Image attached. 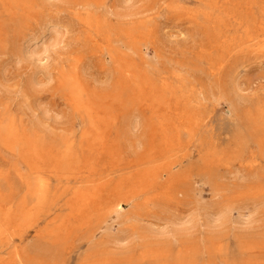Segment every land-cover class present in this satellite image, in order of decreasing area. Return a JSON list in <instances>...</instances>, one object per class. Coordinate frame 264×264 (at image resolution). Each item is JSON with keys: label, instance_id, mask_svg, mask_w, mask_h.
Returning <instances> with one entry per match:
<instances>
[{"label": "rangeland", "instance_id": "1", "mask_svg": "<svg viewBox=\"0 0 264 264\" xmlns=\"http://www.w3.org/2000/svg\"><path fill=\"white\" fill-rule=\"evenodd\" d=\"M135 5L0 0V264H264V0ZM47 23L62 28L60 46L34 68L19 62L23 37L40 38ZM37 67L50 72L47 86L32 81ZM223 209L224 224L204 227L203 212ZM196 213L199 229L154 233ZM132 231L122 245L111 241Z\"/></svg>", "mask_w": 264, "mask_h": 264}, {"label": "bare ground", "instance_id": "2", "mask_svg": "<svg viewBox=\"0 0 264 264\" xmlns=\"http://www.w3.org/2000/svg\"><path fill=\"white\" fill-rule=\"evenodd\" d=\"M61 1V0H60ZM140 1V0H139ZM146 2H147V0H145ZM48 2V1H47ZM66 2V1H65ZM91 2V1H90ZM104 2V1H103ZM53 3V2H52ZM92 3H94V2H92ZM141 3V2H140ZM25 4V3H24ZM109 4V3H108ZM136 4V0H120V5H121V7L123 8V9H126V10H130V9H133V7H134V5ZM142 4V3H141ZM140 4V5H141ZM146 4V3H145ZM30 5V4H29ZM102 5V4H101ZM110 5V4H109ZM113 5V4H112ZM256 5V4H255ZM27 6V5H26ZM103 6V5H102ZM137 5H135V7H136ZM143 6H144V4H143ZM143 6H141V7H143ZM249 6H251V5H249ZM254 6V5H253ZM107 7V6H106ZM112 7H114V6H112ZM138 7V6H137ZM118 8H120V7H118ZM245 8V7H244ZM107 9H109V8H107ZM106 9V10H107ZM137 9H139V7L137 8ZM145 9V8H144ZM143 9V10H144ZM253 9L255 10V8L253 7ZM109 10H113V9H109ZM109 10H107V11H109ZM120 10V9H119ZM135 10V9H134ZM134 10L132 11V12H134ZM147 10V9H146ZM114 11V13H115V10H113ZM130 11V12H131ZM145 11V10H144ZM106 12V11H105ZM110 12V11H109ZM109 12H108V14H109ZM120 12V11H119ZM129 12V11H128ZM140 12V11H139ZM148 12V11H147ZM118 12H116V14H117ZM142 13V12H141ZM145 13V12H144ZM120 15L122 14V13H119ZM126 14V13H125ZM253 14V13H252ZM105 15V14H104ZM107 15V14H106ZM110 15V14H109ZM108 15V16H109ZM124 15V14H123ZM127 15V14H126ZM132 15V14H131ZM136 15H138V14H136ZM140 15V14H139ZM256 15V14H255ZM255 15H254V18H255ZM111 16V15H110ZM113 16V15H112ZM111 16V17H112ZM116 16V15H115ZM114 16V17H115ZM128 16V15H127ZM142 16V15H141ZM253 16V15H252ZM119 17V16H118ZM124 17V16H123ZM123 17H121V18H123ZM136 17V16H135ZM54 18V17H53ZM210 18V17H209ZM253 18V17H252ZM52 19V18H51ZM51 19H50V21H51ZM213 19V18H212ZM134 20V19H133ZM132 20V21H133ZM214 20V19H213ZM252 20H254L255 21V19H252ZM258 20V19H257ZM126 21V20H125ZM128 21V20H127ZM122 22V21H121ZM214 22V21H213ZM256 22V21H255ZM108 23V22H107ZM212 23V22H211ZM220 23V22H219ZM46 24V23H45ZM109 24V23H108ZM43 25H44V22H43ZM47 29H46V31H45V34H41V37L40 38H36V37H23L24 38V40H23V42H22V44L20 45L21 47L19 48V54H17L18 55V61L20 62V61H24V63H27V61L31 64L32 63V65H33V68L36 66V63L37 62H40L41 61V59H42V56H43V54L44 53H47L49 50H51V49H53L57 44H59L61 41H62V34H64V33H62V28L61 29H59L56 25H51V24H48L47 23ZM105 26V25H104ZM103 26V27H104ZM217 26H218V23H217ZM39 27H40V25H39ZM45 28V27H44ZM42 29V28H41ZM64 29V28H63ZM37 30V29H36ZM35 32V31H34ZM33 32V33H34ZM99 32V31H98ZM42 33V32H41ZM99 34V33H98ZM31 35H32V32H31ZM40 35V34H39ZM130 35V34H129ZM249 35V34H248ZM30 36V35H29ZM132 40V39H131ZM110 41H111V39H110ZM118 42H120V41H118ZM123 43V42H122ZM112 44V43H111ZM120 44V43H119ZM58 46V45H57ZM60 46V45H59ZM58 46V47H59ZM127 46V45H126ZM110 47H111V45H110ZM122 47V46H121ZM128 47H130L131 48V45H129ZM127 47V48H128ZM61 48V47H60ZM59 48V49H60ZM63 48V47H62ZM107 48H109V47H107ZM58 49V48H57ZM55 50V51H58V50ZM104 49V48H103ZM110 50H112V47H111V49ZM109 50V51H110ZM116 50V49H115ZM128 50H129V48H128ZM131 50V49H130ZM218 51V50H217ZM104 52V51H103ZM102 52V53H103ZM116 52H117V50H116ZM132 52V51H131ZM135 52V51H134ZM50 53V52H49ZM126 53V52H125ZM145 53V52H144ZM48 54V53H47ZM55 54V53H54ZM110 54V53H109ZM119 54H122V53H119ZM119 54H116V55H119ZM124 54V53H123ZM122 54V55H123ZM129 54V53H128ZM145 54H147V53H145ZM230 54V53H229ZM16 55V56H17ZM125 55V54H124ZM136 55V54H135ZM142 55H143V53H142ZM51 56V55H50ZM111 56H112V54H111ZM126 56H128V55H126ZM129 56H131V55H129ZM117 57V56H116ZM124 57V56H123ZM133 57V56H132ZM144 57H146V56H144ZM48 58V57H47ZM50 58V57H49ZM128 58V57H127ZM136 58V57H135ZM45 59V58H44ZM107 59V58H106ZM118 60H119V58H117ZM131 59V58H130ZM82 60V59H81ZM114 60V59H113ZM112 60V61H113ZM147 60V59H146ZM26 61V62H25ZM42 61H43V59H42ZM49 61V60H48ZM148 61V60H147ZM170 61V60H169ZM174 61V60H173ZM17 62V61H16ZM45 62H46V60H45ZM123 62V61H122ZM148 62H150V61H148ZM159 62V61H158ZM163 62V61H162ZM180 62V61H179ZM181 62H183V61H181ZM18 63V62H17ZM47 63V62H46ZM115 63V62H114ZM175 63V62H174ZM30 64H29V66H30ZM34 64H35V66H34ZM42 64V63H41ZM44 64V63H43ZM42 64V65H43ZM78 64V63H77ZM82 64H83V62H82ZM123 64V63H122ZM121 63H120V65H122ZM145 64V63H144ZM149 64H151V62L149 63ZM154 64V63H153ZM152 64V65H153ZM179 64V63H178ZM185 64V63H184ZM183 64V65H184ZM46 65V64H45ZM44 65V66H45ZM47 65H49V64H47ZM47 65H46V68H47ZM76 65V64H75ZM104 65V64H103ZM107 65V64H106ZM117 65V64H116ZM143 65V64H142ZM147 65H148V63H147ZM182 65V64H181ZM221 65H222V63H221ZM77 66V65H76ZM75 66V67H76ZM115 66V65H114ZM149 66V65H148ZM160 66H162V65H160ZM172 66V65H171ZM84 67V66H83ZM121 67V66H120ZM131 67V66H130ZM153 68H157V69H159L158 67H154V66H152ZM163 67V66H162ZM181 67H183V66H181ZM220 67V66H219ZM40 68V67H39ZM38 67H37V71H35V72H33V77H32V81L36 84V85H46L47 86V84L46 83H48L49 81H51V75H50V72L48 73V71H47V69L46 68H42L41 67V69H39ZM107 68V67H106ZM110 68V67H109ZM112 68V67H111ZM122 68H124L123 66H122ZM132 68V67H131ZM151 68V67H150ZM167 68V67H166ZM172 68H173V66H172ZM221 68V67H220ZM79 69V68H78ZM81 69V68H80ZM101 69H102V67H101ZM113 69V68H112ZM134 69V68H133ZM148 69V68H147ZM152 69V68H151ZM156 69V70H157ZM171 69V68H170ZM85 70V69H84ZM169 70V69H168ZM78 71V70H77ZM103 71H105V70H103ZM108 71V70H107ZM136 71V70H135ZM146 71V70H145ZM175 71V70H174ZM39 72H41L42 73V75L44 76V77H39V76H37V73H39ZM79 72V71H78ZM84 72H86V70L84 71ZM110 72V71H109ZM136 72H138V69H137V71ZM140 72V71H139ZM186 72V71H185ZM32 73V72H31ZM41 73H39V74H41ZM82 73H83V71H82ZM95 73V72H94ZM112 73H114V72H112ZM147 73V72H146ZM151 73V72H150ZM180 73V72H179ZM66 74V73H65ZM79 74V73H78ZM104 74H105V72H104ZM118 74H121V76H122V72L121 73H118ZM125 74V73H124ZM126 74H129V72H127ZM125 74V75H126ZM138 74H140V73H138ZM142 74V73H141ZM152 74V73H151ZM157 74V73H156ZM175 74V73H174ZM32 75V74H31ZM58 75V74H57ZM93 75V74H92ZM115 75V74H114ZM134 75V74H133ZM148 75V74H147ZM191 75V74H190ZM41 76V75H40ZM81 76V75H80ZM83 76V75H82ZM108 76H109V74H108ZM142 76V75H141ZM180 76V75H179ZM193 76V75H192ZM66 77H67V75H66ZM93 77V76H92ZM112 77V76H111ZM124 78H125V76H123ZM130 77V76H129ZM148 77H150V76H148ZM152 77V76H151ZM149 78V79H152V78ZM82 78V77H81ZM84 78V77H83ZM86 78V77H85ZM98 78V77H97ZM100 78V77H99ZM108 78V77H107ZM120 78V77H119ZM132 78V77H131ZM135 78V77H134ZM137 78V77H136ZM88 79H89V77H88ZM126 79V78H125ZM124 79V80H125ZM128 79V78H127ZM155 79V78H154ZM159 79V78H158ZM157 79V80H158ZM53 80V79H52ZM67 80H68V78H67ZM94 81H95V79H93ZM115 80V79H114ZM135 80V79H134ZM138 80V81H137ZM143 80H145V79H143ZM60 81V80H59ZM119 80L117 79V81H115V83L116 82H118ZM135 81H137V82H140L139 81V79L137 78ZM185 81V80H184ZM63 82V81H62ZM61 82V83H62ZM77 82V81H76ZM98 82V81H97ZM109 82H112V81H109ZM125 82V81H124ZM124 82H123V85L122 86H124ZM126 82H127V80H126ZM129 82H131V81H129ZM152 82V81H151ZM153 82H155V80L153 81ZM178 82V81H177ZM59 83V82H58ZM65 83V82H64ZM103 83H105V82H103ZM113 83V82H112ZM208 83V82H207ZM97 84V83H96ZM110 84V83H109ZM114 84V83H113ZM131 84H133V83H131ZM143 84H144V82H143ZM33 85V84H32ZM48 85H50V84H48ZM60 85V84H59ZM86 85V84H85ZM102 85V84H101ZM101 85H99V86H101ZM128 85V84H127ZM146 85V84H145ZM158 85H160V84H158ZM199 85H200V83H199ZM201 85H204L203 84V82H202V84ZM200 85V86H201ZM210 85V84H209ZM62 86V85H61ZM60 86V87H61ZM65 86V85H64ZM111 86V85H110ZM114 86H116V85H113L112 87H114ZM142 87H143V85H141ZM161 86H162V84H161ZM211 86V85H210ZM214 86V85H213ZM102 87V86H101ZM100 87V88H101ZM107 87V86H106ZM117 87V86H116ZM115 87V88H116ZM118 87H120V86H118ZM153 87V86H152ZM158 87H160V86H158ZM209 87V86H208ZM64 88H66V87H64ZM78 88L79 87H77V90H78ZM81 88V87H80ZM196 88H197V86H196ZM67 89V88H66ZM93 89H96V87L94 88V86H93ZM133 89V88H132ZM163 89V88H162ZM202 89H203V87H202ZM205 89V88H204ZM209 89H211V88H209ZM220 89V88H219ZM70 89L68 88V91H69ZM80 90V89H79ZM124 90V89H123ZM126 90V89H125ZM127 90H129L128 88H127ZM159 90V89H158ZM160 90H161V88H160ZM170 90H171V88H170ZM205 90H207V89H205ZM213 90V89H212ZM216 90H218V89H216ZM89 91H92V90H89ZM134 91V90H133ZM198 91V90H197ZM200 91H201V89H200ZM203 91V90H202ZM210 91V90H209ZM80 92H81V90H80ZM95 92V91H94ZM124 92V91H123ZM126 92L127 91H125V94H126ZM132 92V91H131ZM161 92V91H160ZM169 92V91H168ZM177 92V91H176ZM205 92H207V91H205ZM211 92V91H210ZM213 92V91H212ZM211 92V93H212ZM216 92V91H215ZM224 92V91H223ZM78 93H79V91H78ZM97 93V92H96ZM95 93V94H96ZM112 93V95H113V92H111ZM145 93V92H144ZM165 93V92H164ZM164 93H163V95H164ZM166 93H167V90H166ZM165 93V94H166ZM178 93V92H177ZM176 93V98H177V94ZM197 93V92H196ZM222 93V92H221ZM221 93H219L220 95H221ZM225 93V92H224ZM75 94V93H74ZM82 94H84V93H82ZM81 94V95H82ZM108 94V93H107ZM124 94V95H125ZM200 94V93H199ZM207 94V93H206ZM218 94V93H217ZM226 94V93H225ZM86 95V94H85ZM88 95V94H87ZM168 95V94H167ZM195 95V94H194ZM201 95H202V93H201ZM224 95V94H223ZM98 96V95H97ZM116 96V95H115ZM166 96V95H165ZM213 96H214V94H213ZM212 96V97H213ZM73 97H74V95H73ZM76 97V96H75ZM92 97V96H91ZM90 97V98H91ZM107 97V96H106ZM121 97V96H120ZM153 97V96H152ZM166 97H168V96H166ZM201 97V96H200ZM199 97V98H200ZM211 97V98H212ZM215 97V96H214ZM213 97V98H214ZM216 97H217V95H216ZM67 98H68V96H67ZM82 98V97H81ZM96 98V97H95ZM94 98V99H95ZM100 98L101 97H99L98 99L100 100ZM109 98V97H108ZM113 98V97H112ZM136 98V97H135ZM157 98V97H156ZM223 98V97H222ZM226 98V97H225ZM153 99V98H152ZM151 99V100H152ZM218 99V98H217ZM216 99V100H217ZM71 100V99H70ZM154 100V99H153ZM152 100V101H153ZM162 100V99H161ZM198 100V99H197ZM218 100H220V99H218ZM218 100H217V102H218ZM222 100V99H221ZM75 101H77V100H75ZM85 101H88V100H85ZM100 101H102V99L100 100ZM119 101V100H118ZM133 101H134V99H133ZM193 101V100H192ZM206 101H208V100H206ZM225 101V100H224ZM229 101H230V98H229ZM228 101V103H230ZM235 101V100H234ZM73 102V101H72ZM79 102V101H78ZM115 102V101H114ZM131 102H132V100H131ZM130 102V103H131ZM136 102L137 101H135L134 102V104H136ZM201 102V101H200ZM199 102V103H200ZM71 103V102H70ZM126 103V106L128 105L129 106V102L127 103V101L125 102ZM137 103H139L140 104V102H139V99H138V102ZM161 103V102H160ZM212 103V102H211ZM216 103V102H215ZM89 104V103H88ZM105 104V103H104ZM123 104H124V102H123ZM139 104H137L138 105V107H139ZM191 104V103H190ZM197 104V103H196ZM195 104V105H196ZM221 104V103H220ZM100 105V104H99ZM125 105V104H124ZM148 105V104H147ZM219 105V104H218ZM72 106V105H71ZM74 106H76V105H74ZM101 106V105H100ZM120 106H121V104H120ZM123 106V105H122ZM125 106V107H126ZM214 106V105H213ZM226 106V105H225ZM229 106V105H228ZM232 106V105H231ZM239 106V105H238ZM136 107V106H135ZM149 107H150V105H149ZM152 107V106H151ZM159 107V106H158ZM191 107H193V106H191ZM202 107V106H201ZM205 107V106H204ZM216 107V106H215ZM44 108V107H43ZM46 108V107H45ZM96 108H99V107H96ZM121 108V107H120ZM155 108V107H154ZM199 108V107H198ZM233 108V110H234V107H232ZM105 109H107V108H105ZM121 109H123V108H121ZM125 109V108H124ZM130 109H133V108H130ZM129 109V110H130ZM156 109V108H155ZM221 109V108H220ZM226 109V108H225ZM49 110V109H48ZM83 110V109H82ZM214 110V109H213ZM236 110V109H235ZM235 110H234V112H235ZM51 111H53V110H51ZM50 111V112H51ZM92 111V110H91ZM134 111V110H133ZM147 111V110H146ZM46 112H47V110H46ZM54 112V111H53ZM106 112V111H105ZM123 112V111H122ZM131 112V111H130ZM200 112H201V110H200ZM54 113H56V112H54ZM107 113V112H106ZM121 113V112H120ZM125 114H128V113H126V112H124ZM202 113V112H201ZM211 113V112H210ZM209 113V114H210ZM232 113V112H231ZM238 113H240L239 111H238ZM59 114V113H58ZM134 114V113H133ZM133 114L131 115V113H130V115L131 116H133ZM139 114V113H138ZM228 114V113H227ZM47 115H48V113H47ZM57 115V114H56ZM60 115V114H59ZM97 115V114H96ZM110 115V114H109ZM135 115V114H134ZM203 115V114H202ZM95 116V115H94ZM143 116V115H142ZM82 117V116H81ZM108 117V116H107ZM134 117V116H133ZM149 117V116H148ZM204 117V116H203ZM80 118V117H79ZM91 118H92V116H91ZM144 118H145V116H144ZM143 118V119H144ZM147 118V117H146ZM145 118V119H146ZM153 118H155V117H153ZM201 118V117H200ZM199 118V119H200ZM206 118V117H205ZM83 119V118H82ZM103 119V118H102ZM157 119H159V118H157ZM128 120V119H127ZM140 120V119H139ZM149 120V119H148ZM148 120H146L147 122H146V124L150 121V120H152V119H150L149 121ZM206 120V119H205ZM208 120V119H207ZM101 121V120H100ZM164 121V120H163ZM162 121V122H163ZM86 122V121H85ZM104 122V121H103ZM124 122V121H123ZM129 122V121H128ZM131 123H130V128H132L133 130H135V129H137L138 128V126H139V121H138V118H137V116L136 117H134L133 118V120L132 121H130ZM152 122H154L153 120H152ZM102 123V122H101ZM125 123V122H124ZM141 123H143V121H141ZM144 123H145V121H144ZM156 123V122H155ZM203 123V122H202ZM106 124V123H105ZM104 124V125H105ZM154 124V123H153ZM147 125H149V124H147ZM200 125V124H199ZM150 126V125H149ZM148 126V127H149ZM155 126V125H154ZM160 126V125H159ZM194 126V125H193ZM105 127V126H104ZM121 127V126H120ZM194 127H196V126H194ZM117 128H119V126L117 127ZM123 128H124V126H123ZM141 128V127H140ZM118 130H120V129H118ZM138 130V129H137ZM141 130V129H140ZM181 130V129H180ZM185 130V129H184ZM97 131V130H96ZM145 131V130H144ZM88 132V131H87ZM86 132V133H87ZM124 132V131H123ZM136 132V131H135ZM138 132V131H137ZM140 132V131H139ZM98 133V132H97ZM113 133V132H112ZM118 133V132H117ZM145 133V132H144ZM184 133V132H183ZM129 134H131V133H129ZM181 134H182V132H181ZM188 134V133H187ZM84 135H85V133H84ZM99 135V134H98ZM122 135H123V133H122ZM122 135H121V137H122ZM139 135V134H138ZM132 136V135H131ZM131 136H130V138H131ZM183 136V135H182ZM121 137H119V138H121ZM129 137V136H128ZM135 137V136H134ZM145 137V136H144ZM143 137V138H144ZM192 137V136H191ZM129 138V139H130ZM141 138H142V135H141ZM190 138V137H189ZM254 138V137H253ZM252 138V139H253ZM99 139V138H98ZM122 140H123V138H121ZM128 139V138H127ZM140 138H138V140H139ZM116 140V139H115ZM124 140H125V138H124ZM133 140H134V138H133ZM100 141V140H99ZM128 141V140H127ZM126 141V142H127ZM116 142V141H115ZM122 142V141H121ZM138 142V141H137ZM140 142V141H139ZM138 142V143H139ZM133 143H135L134 141H133ZM18 144V143H17ZM102 144V143H101ZM114 144V143H113ZM122 144V143H121ZM130 144V143H129ZM70 145V144H69ZM118 145H120V141H119V143H118ZM123 145V144H122ZM125 145H126V143H125ZM124 145V146H125ZM135 145V144H134ZM134 145H132V146H134ZM195 145V144H194ZM16 146V145H15ZM18 146V145H17ZM16 146V147H17ZM102 146V145H101ZM137 146V145H136ZM66 147V146H65ZM70 147V146H69ZM119 147V146H118ZM126 147V146H125ZM130 147H131V145H130ZM135 147V146H134ZM114 148V147H113ZM136 149V148H135ZM139 149V151L141 150L140 148H138V146H137V150ZM67 150H70V149H67ZM111 150V149H110ZM121 150V149H120ZM123 150V149H122ZM146 150H148V149H146ZM109 151V150H108ZM129 151H131V150H129ZM144 151V150H143ZM121 152V151H120ZM120 152H118V154L120 153ZM134 152V151H133ZM135 152H136V150H135ZM134 152V153H135ZM141 152V151H140ZM106 153V152H105ZM146 153V152H145ZM191 153V152H190ZM64 154V153H63ZM66 154V153H65ZM108 154V153H107ZM132 154V153H131ZM137 154V153H136ZM143 154H144V152H143ZM142 154V155H143ZM188 154V153H187ZM134 155V154H133ZM137 155H139V154H137ZM136 155V156H137ZM131 157H133V156H131ZM138 157V156H137ZM185 157H188V156H185ZM134 158V157H133ZM115 159H116V157H115ZM135 159L137 160V158L135 157ZM186 159V158H185ZM62 160V159H61ZM123 158H122V162H123ZM128 160V159H127ZM86 161V160H85ZM84 161V162H85ZM138 161V160H137ZM60 162H62L63 163V161H60ZM112 162V161H111ZM119 162V161H118ZM125 162V161H124ZM132 162H133V159H132ZM134 162H136V161H134ZM140 162V161H139ZM181 162V161H180ZM53 163V162H52ZM74 163V162H73ZM76 163V162H75ZM86 163H88V162H86ZM94 163V162H93ZM138 163V162H137ZM200 163V162H199ZM85 164V163H84ZM83 164V165H84ZM126 164H127V162H126ZM131 164V163H130ZM129 164V165H130ZM86 165V164H85ZM105 165V164H104ZM112 165V164H111ZM132 165V164H131ZM138 165V164H137ZM142 165V164H141ZM175 165H176V163H175ZM178 165H179V163H178ZM177 165V166H178ZM110 166V165H109ZM124 166V165H123ZM50 167V166H49ZM51 167H53V166H51ZM56 167H58V166H56ZM55 167V168H56ZM80 167V166H79ZM103 167V166H102ZM105 167V166H104ZM122 167V166H121ZM120 167V168H121ZM127 167V166H126ZM137 167H139V166H137ZM175 167V166H174ZM60 168V167H59ZM112 168H114V167H112ZM188 168V167H187ZM192 168V167H191ZM194 168V167H193ZM202 169H203V167H201ZM52 170L54 169V168H51ZM85 169V168H84ZM189 169H190V167H189ZM195 169H196V167H195ZM200 169V168H199ZM56 170V169H55ZM110 170V169H109ZM187 170V169H186ZM194 170V169H193ZM193 170H191V171H193ZM208 170V169H207ZM58 171V170H57ZM202 171V170H201ZM204 171V170H203ZM209 171V170H208ZM33 172V171H32ZM69 172V171H68ZM112 172V171H111ZM119 172H122V171H119ZM187 172V171H186ZM116 173V172H115ZM153 173V172H152ZM53 174V173H52ZM107 174V173H106ZM117 174V176H118V173H116ZM148 174V173H147ZM186 174H188V173H186ZM191 175V174H190ZM206 175V174H205ZM54 176V175H53ZM116 176V177H117ZM183 176V175H182ZM185 176V175H184ZM189 176V175H188ZM55 177V176H54ZM66 177V176H65ZM119 177V176H118ZM122 177V176H121ZM120 177V178H121ZM132 177V176H131ZM171 177V176H170ZM169 177V178H170ZM185 177H187V176H185ZM189 177H191V176H189ZM37 178V177H36ZM172 178V177H171ZM91 179V178H90ZM126 179V178H125ZM149 179V178H148ZM181 179V178H180ZM186 179V178H185ZM36 180V179H35ZM184 180V179H183ZM36 181H38V180H36ZM170 181V180H169ZM173 182V181H172ZM38 183V182H37ZM159 185V184H158ZM41 187V186H40ZM63 188V187H62ZM61 188V189H62ZM47 189H49V188H47ZM42 189L41 188H39V190H38V194H40V193H42ZM61 192V191H60ZM59 192V193H60ZM64 195V194H63ZM62 195V196H63ZM62 196H60V197H62ZM57 197H59V196H57ZM59 197V198H60ZM141 197V196H140ZM78 199V198H77ZM59 200V199H58ZM88 201H89V198H88ZM159 201V200H158ZM158 201H156V202H158ZM153 202V201H152ZM122 203V202H121ZM129 204V203H128ZM127 204V205H128ZM144 205V204H143ZM53 206V205H52ZM120 206V204L118 203L117 204V207H119ZM123 207V206H122ZM199 208H202V207H199ZM205 208V207H204ZM207 208H209V207H207ZM196 210H197V208H195ZM230 209V208H229ZM8 210V209H7ZM138 210H140V209H138ZM200 210H202V209H200ZM206 210V209H205ZM204 210V211H205ZM209 210H211V208L209 209ZM226 210H228V209H226ZM113 211V210H112ZM119 210L117 209V212H118ZM192 211V210H191ZM198 212L197 213H199V210H197ZM203 211V210H202ZM221 211H223V212H219V211H217L216 213H213L212 214V212H210V213H208V214H206V211H205V214H204V212H203V215L202 216H204V219H203V222H202V224H204V227L205 226H215V225H217V224H224V220L223 219H225L224 218V216L226 215L225 213H224V209L223 210H221ZM229 211V210H228ZM201 212V211H200ZM230 212V211H229ZM253 212V211H252ZM114 213V212H113ZM126 213V212H125ZM134 213V212H133ZM143 213V212H142ZM195 213V212H194ZM192 214V215H188V216H183V217H181V218H171V221H170V224H169V227H166V224H165V227H162V228H159V229H156L155 230V234L156 235H166V234H172V236H173V234H175V233H179L180 234V232H186V231H188V230H191L192 228H194V227H196L198 224H200V222H201V215H199V214ZM257 213V212H256ZM109 214V213H108ZM115 214V213H114ZM124 214V213H123ZM149 214V213H148ZM225 214V215H224ZM230 214V213H229ZM251 214H253V213H251ZM258 214V213H257ZM256 214V215H257ZM48 215V214H47ZM46 215V216H47ZM110 215V214H109ZM108 215V216H109ZM120 215V214H119ZM127 215V214H126ZM186 215V214H185ZM117 216V215H116ZM136 216V215H135ZM153 216V215H152ZM151 216V217H152ZM155 216V215H154ZM158 216V215H157ZM173 216V215H172ZM227 216H229V215H227ZM248 216V215H247ZM167 217V216H166ZM244 217V216H243ZM252 217V216H251ZM91 218V217H90ZM106 218V217H105ZM108 218V217H107ZM157 218V217H156ZM163 218V217H162ZM169 218V217H168ZM168 218H166L167 220H169ZM245 218V219H244ZM243 219L244 220H240V221H238V222H240V223H243V224H248L249 225V223L250 224H253L254 222H253V220H252V218H250V217H244ZM115 219V218H114ZM114 219H112V220H114ZM117 219V218H116ZM140 219H141V217H140ZM151 219V218H150ZM160 219V218H159ZM158 219V220H159ZM164 219H165V217H164ZM240 219V218H239ZM257 219V218H256ZM255 219V220H256ZM129 220V219H128ZM230 220V219H229ZM260 220V219H259ZM116 221V220H115ZM130 221H132V220H130ZM136 221H138L137 219H136ZM141 221V220H140ZM108 222V221H107ZM107 222H105V224L107 223ZM111 222H113V221H111ZM125 222V221H124ZM124 222H122V223H124ZM144 222V221H143ZM165 222V221H164ZM236 223V224H238L239 225V223ZM251 222H253V223H251ZM257 222V221H256ZM134 223V222H133ZM140 223V222H139ZM162 223H163V221H162ZM102 224H104V223H102ZM107 224H109V222L107 223ZM121 224V223H120ZM226 224V223H225ZM233 224V223H232ZM258 224V223H257ZM140 225H144V224H140ZM151 225H153V224H151ZM230 225V224H229ZM244 225V226H245ZM105 226V225H104ZM111 226V225H110ZM109 226V227H110ZM145 226H147V225H145ZM150 226V225H149ZM148 226V227H149ZM201 226V225H200ZM223 226V225H222ZM251 226V225H250ZM250 226H249V228H250ZM108 227V228H109ZM113 227V226H112ZM139 227V226H138ZM206 227V228H207ZM216 227V226H215ZM219 227V226H218ZM217 227V228H218ZM252 227V226H251ZM105 228H106V226H105ZM104 228V229H105ZM141 228V227H140ZM144 228V227H143ZM150 228V227H149ZM148 228V229H149ZM151 228H153V227H151ZM155 228V227H154ZM197 228L199 229V227L197 226ZM201 228H203V227H201ZM212 228V227H211ZM220 228V227H219ZM103 229V230H104ZM112 229V228H111ZM128 229V228H127ZM208 229V228H207ZM206 229V230H207ZM222 229H224V228H222ZM221 229V230H222ZM113 230V229H112ZM126 230V229H125ZM144 230V229H143ZM151 229H149L148 231H150ZM205 230V228L202 230V231H204ZM122 231V230H121ZM153 231V230H152ZM152 231H150V232H152ZM198 231V230H197ZM216 231V230H215ZM223 231V230H222ZM128 232V231H127ZM133 232V231H132ZM196 232V231H195ZM207 232V231H206ZM123 233V232H122ZM143 233V232H142ZM147 233V232H146ZM191 233H194L193 231L191 232ZM198 233V232H197ZM196 233V234H197ZM212 233V232H211ZM135 233L133 232L132 234H118V235H114L113 236V238H112V242L114 243V244H123L124 242H126L127 240H129V238H131V236H133ZM190 234V233H189ZM204 234V233H203ZM207 234V233H206ZM219 234H220V232H219ZM100 235V234H99ZM98 235V236H99ZM136 235V234H135ZM140 236H142L141 234H139ZM168 235H167V238H169L168 237ZM155 236V235H154ZM177 236V235H176ZM184 236V235H183ZM220 236H222V235H220ZM161 237V236H160ZM174 237V236H173ZM192 237V236H191ZM202 237V236H201ZM152 238V237H151ZM155 238H158L157 236L155 237ZM163 238V237H162ZM175 238V237H174ZM202 238H204V237H202ZM211 239H212V237H210ZM215 238V237H214ZM218 238V237H217ZM110 239H111V236H110ZM140 239V238H139ZM164 239V238H163ZM185 239V238H184ZM184 239H183V242H184ZM186 239H188V238H186ZM196 239V238H195ZM219 239V238H218ZM91 240V239H90ZM131 240V239H130ZM159 240V239H158ZM166 240V239H165ZM168 240V239H167ZM166 240V241H167ZM209 240V239H208ZM221 240V239H220ZM38 242V240H36L35 239V241L34 242ZM39 241H40V239H39ZM42 241V240H41ZM46 241V240H45ZM86 241V240H85ZM141 241V240H140ZM172 241V240H171ZM206 241H207V239H206ZM213 241V240H212ZM218 241V240H217ZM11 242V241H10ZM34 242H31V243H34ZM57 242V241H56ZM61 242V241H60ZM60 242H58V243H60ZM131 242H132V240H131ZM205 242V241H204ZM12 243V242H11ZM31 243H29L30 245H32ZM41 243V242H40ZM112 243V244H113ZM155 243H157V242H155ZM174 243V242H173ZM172 243V244H173ZM35 244V243H34ZM37 244H39V243H37ZM121 244V245H122ZM163 244H166V243H163ZM49 245V244H48ZM171 245V244H170ZM176 245V244H175ZM174 245V246H175ZM33 246H35V245H33ZM38 246V245H37ZM43 246V245H42ZM54 246H55V244H54ZM119 246V245H118ZM139 246H141V245H139ZM138 246V247H139ZM226 246V245H225ZM51 247V246H50ZM57 247H58V245H57ZM124 247V246H123ZM123 247H121L122 249H123ZM130 247H131V245H130ZM137 247V248H138ZM142 247V246H141ZM227 247V246H226ZM7 248V247H6ZM28 248H31V246H28ZM38 248V247H37ZM40 248H41V246H40ZM56 248V247H55ZM116 248H118V247H116ZM120 248V247H119ZM118 248V249H119ZM209 248H211V247H209ZM208 248V249H209ZM213 248H214V246H213ZM216 248V247H215ZM33 249V248H32ZM45 249V248H44ZM58 249V248H57ZM115 249V248H114ZM140 249V248H139ZM163 249V248H162ZM61 250V249H60ZM128 250H129V248H128ZM127 250V251H128ZM210 250V249H209ZM208 250V251H209ZM212 250V249H211ZM214 250V249H213ZM212 250V251H213ZM32 251V250H31ZM55 251H56V249H55ZM121 251V250H120ZM131 251V250H130ZM133 251V250H132ZM131 251V252H132ZM150 251V250H149ZM171 251H172V249H171ZM217 250H215V252H216ZM61 252V251H60ZM63 252V251H62ZM122 252V251H121ZM201 252H203L202 251V249H201ZM206 252V251H205ZM205 252H204V254H205ZM40 253V252H39ZM44 253V252H43ZM54 253V252H53ZM65 253V252H64ZM98 253H100L101 254V252H98ZM120 253V252H119ZM118 253V254H119ZM145 253H147L148 254V252H146L145 251ZM153 253V252H152ZM151 253V251H150V253L149 254H152ZM219 253H221V252H219ZM55 254V253H54ZM59 254V253H58ZM99 254V255H100ZM113 254V253H112ZM117 254V253H116ZM140 254V253H139ZM202 254V253H201ZM209 254V253H208ZM222 254V253H221ZM234 254V253H233ZM243 254H244V252H243ZM47 255H49L48 254V252H47ZM98 255V256H99ZM119 255H121V254H119ZM124 255V254H123ZM13 256V255H12ZM14 256H15V254H14ZM51 256V255H50ZM50 256H48V257H50ZM54 256V255H53ZM53 256H52V258H53ZM101 256V255H100ZM148 256V255H147ZM151 256V255H150ZM153 256V255H152ZM151 256V257H152ZM169 256V255H168ZM214 256H216V255H214ZM218 256V255H217ZM47 257V258H48ZM206 257H207V255H206ZM210 257V256H209ZM62 258V257H61ZM124 258V257H123ZM144 258H148V257H144ZM159 258V257H158ZM166 258H168V257H166ZM202 258V257H201ZM12 259H14V258H11V260ZM46 259V258H45ZM55 259V258H54ZM128 259V258H127ZM160 259V258H159ZM205 259V258H204ZM217 259V258H216ZM59 260V259H58ZM147 260H149V259H147ZM146 260V261H147ZM14 261V260H13ZM170 261V260H169ZM10 262V261H9ZM52 262V261H51ZM133 262H135V260H133ZM152 262H153V259H152ZM166 262V261H165ZM168 262V261H167ZM221 262H223V261H221ZM121 263V262H120ZM136 263V262H135ZM134 263V264H135ZM182 263V262H181ZM9 264V263H8ZM16 264V263H15ZM132 264V263H131ZM153 264V263H152ZM168 264V263H167ZM170 264V263H169Z\"/></svg>", "mask_w": 264, "mask_h": 264}]
</instances>
